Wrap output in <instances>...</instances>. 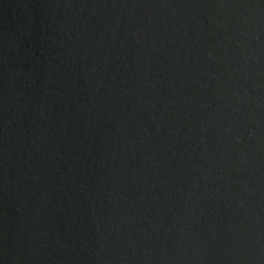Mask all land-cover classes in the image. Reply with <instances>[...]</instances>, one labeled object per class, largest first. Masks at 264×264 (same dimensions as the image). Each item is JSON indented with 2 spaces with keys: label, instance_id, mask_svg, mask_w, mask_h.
<instances>
[{
  "label": "water",
  "instance_id": "95a60500",
  "mask_svg": "<svg viewBox=\"0 0 264 264\" xmlns=\"http://www.w3.org/2000/svg\"><path fill=\"white\" fill-rule=\"evenodd\" d=\"M0 264H264V0H0Z\"/></svg>",
  "mask_w": 264,
  "mask_h": 264
}]
</instances>
